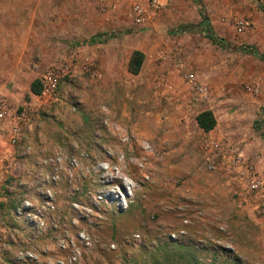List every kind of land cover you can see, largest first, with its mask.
<instances>
[{"label":"rangeland","instance_id":"1","mask_svg":"<svg viewBox=\"0 0 264 264\" xmlns=\"http://www.w3.org/2000/svg\"><path fill=\"white\" fill-rule=\"evenodd\" d=\"M148 2L0 0V264H264V221L204 153L221 136L264 153V0ZM206 23L217 40L186 29Z\"/></svg>","mask_w":264,"mask_h":264},{"label":"built area","instance_id":"2","mask_svg":"<svg viewBox=\"0 0 264 264\" xmlns=\"http://www.w3.org/2000/svg\"><path fill=\"white\" fill-rule=\"evenodd\" d=\"M158 0H149L147 9L158 6ZM132 14L136 22H144L146 19V8L135 3L132 6ZM241 29V27H239ZM188 83L193 89V100L196 104L207 102L209 95L194 73H187ZM42 91L36 96L43 99L46 94L52 95L58 83V70H48L44 78L40 80ZM247 91L257 93L255 86H246ZM1 111H5L2 108ZM25 116V112L16 115L10 130V141L14 144L18 142L22 135L20 120ZM259 133L264 134V122H259ZM206 158V168L208 171H221L228 182L235 185V194L240 203L248 205L264 221V163L259 150L247 152L243 140H231L225 136L209 137L204 148Z\"/></svg>","mask_w":264,"mask_h":264},{"label":"trees","instance_id":"3","mask_svg":"<svg viewBox=\"0 0 264 264\" xmlns=\"http://www.w3.org/2000/svg\"><path fill=\"white\" fill-rule=\"evenodd\" d=\"M199 4V13L200 15L203 17V19H206V16L204 15V10L203 7L201 6V4L198 2ZM208 23L202 25H191V26H187L186 29L188 30H199L205 37L210 38L211 40H217V37L214 36V34L212 33L210 27L207 25ZM183 30H185V28H183ZM103 35H97L94 38H91V41L93 42H98L103 40ZM221 43H223V41L221 39H219ZM246 50L248 52L253 53L254 55H257L258 57H263L261 56L254 48H247ZM143 60H144V53L141 50L138 49H134L131 53L130 56L128 58V62H127V71L128 73L132 74V75H137L140 70L141 67L143 65ZM29 89L30 92L32 94H40L42 91V84L40 82L39 79L35 78L30 82L29 85ZM262 122H264V117L261 120ZM195 122L197 124V126L202 129L204 132H208L210 130H212L215 126H216V119L213 115V113L210 110H201L199 111L196 116H195Z\"/></svg>","mask_w":264,"mask_h":264},{"label":"crops","instance_id":"4","mask_svg":"<svg viewBox=\"0 0 264 264\" xmlns=\"http://www.w3.org/2000/svg\"><path fill=\"white\" fill-rule=\"evenodd\" d=\"M130 56V55H129ZM129 56L127 57V59H126V67H127V62H128V58H129ZM127 70V69H126ZM202 130V129H201ZM206 133H210V134H213V133H215L214 132V128L212 129V130H210V131H208V132H206ZM248 143H246V145L248 144L249 145V143H250V141H247ZM262 162L264 163V153L262 152Z\"/></svg>","mask_w":264,"mask_h":264}]
</instances>
